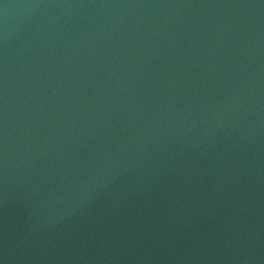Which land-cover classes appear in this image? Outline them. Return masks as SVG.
I'll return each instance as SVG.
<instances>
[{
	"label": "water",
	"instance_id": "95a60500",
	"mask_svg": "<svg viewBox=\"0 0 264 264\" xmlns=\"http://www.w3.org/2000/svg\"><path fill=\"white\" fill-rule=\"evenodd\" d=\"M0 264H264V0H0Z\"/></svg>",
	"mask_w": 264,
	"mask_h": 264
}]
</instances>
